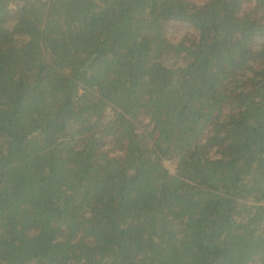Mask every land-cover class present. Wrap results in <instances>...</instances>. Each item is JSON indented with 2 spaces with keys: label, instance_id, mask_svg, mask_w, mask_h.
<instances>
[{
  "label": "trees",
  "instance_id": "trees-1",
  "mask_svg": "<svg viewBox=\"0 0 264 264\" xmlns=\"http://www.w3.org/2000/svg\"><path fill=\"white\" fill-rule=\"evenodd\" d=\"M0 264H264V0H0Z\"/></svg>",
  "mask_w": 264,
  "mask_h": 264
},
{
  "label": "rangeland",
  "instance_id": "rangeland-1",
  "mask_svg": "<svg viewBox=\"0 0 264 264\" xmlns=\"http://www.w3.org/2000/svg\"><path fill=\"white\" fill-rule=\"evenodd\" d=\"M190 27L189 23L183 24L181 27L173 28L169 27V35L173 39L180 38L185 31ZM106 104V105H105ZM95 112H96V124L98 126H103L106 121L109 122L110 118L114 115L113 108L107 103V102H99V100H96L95 102ZM105 122V123H104ZM166 165L172 169V171L177 170V164L172 160H166Z\"/></svg>",
  "mask_w": 264,
  "mask_h": 264
},
{
  "label": "built area",
  "instance_id": "built-area-1",
  "mask_svg": "<svg viewBox=\"0 0 264 264\" xmlns=\"http://www.w3.org/2000/svg\"><path fill=\"white\" fill-rule=\"evenodd\" d=\"M97 100H99V102H104L105 103V101L102 99V98H98ZM106 105V104H105ZM105 123V122H104Z\"/></svg>",
  "mask_w": 264,
  "mask_h": 264
}]
</instances>
